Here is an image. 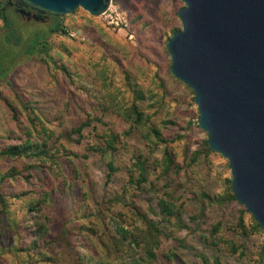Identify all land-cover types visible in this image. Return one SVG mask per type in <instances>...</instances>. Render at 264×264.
<instances>
[{"label": "rangeland", "instance_id": "1", "mask_svg": "<svg viewBox=\"0 0 264 264\" xmlns=\"http://www.w3.org/2000/svg\"><path fill=\"white\" fill-rule=\"evenodd\" d=\"M181 7L178 0H109L106 14L99 17L76 8L59 17L66 34L47 37L50 56L57 66L67 69L68 77L33 56L17 59L5 79L0 80V149L22 138L21 132L27 127L24 104L31 108V113L27 110L30 116L45 121L44 126L60 136L57 143L63 148L58 154L59 166L52 169L54 177L46 182L52 199L41 206V212L47 217L48 234L46 243L38 247L30 243V234L25 229L35 215L27 211V204L39 198L41 186L32 176L33 170L26 169L23 161L0 159V177L11 168L16 172L10 178L0 179V197L4 203V211L0 212V264H46L39 254L51 257L54 264H74L79 254L86 252L77 247L76 230L65 232L69 228L65 221L75 220L70 214L81 205L79 215L91 213L94 204L90 198H110L112 194H128L124 196V203L132 200L145 221L155 224L158 235L154 252L161 264H202L203 260L205 264H212L214 258L221 264H264L258 256L264 236L248 230V234L241 235L229 229L232 213L243 207L235 201L218 207L200 196L202 192L222 194L230 175L226 160L209 150L206 156L190 161L193 152L207 148L203 146L206 135L196 125L192 92L169 73L170 61L165 48L171 30H180L176 12ZM5 10L13 13L11 8ZM134 18L137 20L132 24ZM16 19L22 25L23 37L33 24L48 26L47 21H25L20 16ZM117 20L118 27H114L110 22ZM95 66L102 68L104 84L123 101L130 102L131 98L123 74L136 81L145 96L144 112L151 120H175L176 125L167 126L164 133L170 139L166 149L178 167L176 174L156 179L157 171H150L151 188L146 185L142 192L132 189L124 192L125 170L132 157L146 154L136 133L122 136L127 124L109 113L102 116V125L91 123L83 128L77 143L75 135L69 141L64 139L63 134L78 126L86 113L99 116L93 109H97L103 83L95 74ZM12 111L16 118L12 117ZM106 130L120 134V141L112 157L116 171L105 184L107 170L103 160L86 153L85 147L96 145V136ZM63 151L69 154L66 157L69 163ZM84 154L88 155L87 159L81 157ZM21 193L27 195L17 198ZM151 193L156 196L168 193L177 209L175 216L163 222L150 213L149 207L157 212ZM114 210L125 212L119 206ZM248 215L243 216L245 227L249 225ZM79 221L80 228L93 227L84 216ZM216 223L220 225L217 238L232 241L235 254L224 244L217 248L210 246V228ZM97 228L98 232L104 230L99 224Z\"/></svg>", "mask_w": 264, "mask_h": 264}, {"label": "trees", "instance_id": "2", "mask_svg": "<svg viewBox=\"0 0 264 264\" xmlns=\"http://www.w3.org/2000/svg\"><path fill=\"white\" fill-rule=\"evenodd\" d=\"M3 2L4 0H0V80L5 79L17 59L21 57L29 59L33 56L37 57L43 65L47 66L50 64L68 77L69 73L67 69L64 66H57L55 61H53L47 42L48 36L66 34L67 29L62 25L61 18L59 16L48 15L45 17L46 20H44L48 23L47 27L40 23L33 24L27 30L26 37H23L21 32L22 25L16 19L18 15L14 12L9 13L3 9ZM136 20L137 18H134L131 23L134 24ZM177 31L179 29L171 30L170 36ZM95 74L103 83V86L101 85L102 92L96 101L97 109H93V112H98L99 116H96L94 113L93 115L86 113L84 120L78 126L69 129L68 132L63 134L64 139L69 141L71 136L75 135L77 143L82 138L81 132L83 128L89 127L91 123L102 125V116L109 113L127 124V130L121 134L122 136H127L131 132L136 133L146 154H137L132 157V162L125 170L126 189L124 192L128 191V189L142 192L146 185H148V188H151L152 185L148 183L150 171H157L155 175L156 179L166 178L171 173L176 174L179 171L178 167L174 164L171 154L166 149V144L168 141L170 142V139L164 133L167 126L176 125L175 120H170L169 118H164L159 120V122L151 120L150 115L144 112L143 103L145 96L140 85L133 79H130L126 73L123 74V80L131 94L130 102L123 101L116 91L114 93L104 84L105 72L102 68L96 69L95 66ZM27 110L30 113L32 112L31 108L27 104H24L23 111L27 127L21 132L22 138L17 143H8L5 147L1 148L0 159L23 161L26 169L33 170L32 176L41 186L42 192H40L39 198L27 204V211L35 213V215L32 216L31 222L25 229L30 234V243L34 247H38V244L42 245L46 243L45 238L48 234L46 227L47 217L41 212V206L46 204L48 199H52L51 189H48L46 182L48 178L54 177L52 169L59 166L60 156L58 154L60 153V149L63 148L57 143L60 136H55L52 130L44 126L45 121H41L36 116H30ZM12 114V117L16 118L13 111ZM96 137L98 139L96 145H87L85 152L94 154L103 160L107 170L105 176L106 184L111 174L116 171V168L113 166L112 157L118 150L117 145L120 141V134H114L106 130L99 133ZM6 139H10V137ZM203 146H206L205 142ZM62 153L64 158L69 156V154H65V151ZM207 153L208 147L202 148L201 151H195L191 154L190 161L194 162L199 156H206ZM155 154L158 155L156 156ZM81 157L87 159L88 155L84 154ZM66 161L70 162L68 158H66ZM15 174V170L11 168L3 177L4 179L10 178ZM3 177L1 176L0 179L3 180ZM229 181L230 179L226 180V188L222 194L209 195L202 192L200 193L201 198L218 207L233 202L234 200L229 189ZM146 191L148 192L149 189ZM151 194L155 198L154 204L157 212H154L149 207L150 213L159 216L163 222H167L168 218L175 216L177 209L168 198V193H164L161 196ZM25 195L27 194L21 193L16 195V197L19 198ZM126 195L128 194H112L110 198L101 197L98 200L90 198V201L94 204L93 210L91 213L84 214L83 216L88 220V224L93 226L92 228L87 225L84 228H80L82 224L79 223V220L83 216L79 215V212L83 205L71 212V219L74 218L75 220L65 221V224L69 227L65 229V232L69 233L76 230L78 233H74V235L79 238L77 240V247L86 252V254L80 253L74 264H161L154 252L156 247L155 237L158 235V232L155 230V224L152 221H145L144 216L132 204V200L128 204H125L123 199ZM0 206L2 208L0 212H3L4 203L1 197ZM115 206L124 208L125 212L114 210ZM105 215H108L106 218L108 222H105ZM245 215L248 214L243 208L232 213V221L229 226L230 231H238L241 235H246L249 232L264 236L250 215H248L249 225L247 227L244 226L243 216ZM97 224L101 225V228L104 227V230L102 229L98 232ZM140 224L144 227H140ZM219 230V223L211 226L210 246L217 248L219 244H224L228 246L232 254H235L236 246L232 241H223L217 238L216 235ZM39 255L43 257L40 259L42 262L54 264L51 257L49 258L43 254ZM258 256L260 260H264V244L260 247ZM202 264H205L204 260ZM212 264L221 263L217 258H214Z\"/></svg>", "mask_w": 264, "mask_h": 264}, {"label": "water", "instance_id": "3", "mask_svg": "<svg viewBox=\"0 0 264 264\" xmlns=\"http://www.w3.org/2000/svg\"><path fill=\"white\" fill-rule=\"evenodd\" d=\"M25 21L79 8L101 16L109 0H20ZM180 30L165 43L170 75L193 95L197 127L227 162L229 189L264 234V0H178Z\"/></svg>", "mask_w": 264, "mask_h": 264}, {"label": "flooded vegetation", "instance_id": "4", "mask_svg": "<svg viewBox=\"0 0 264 264\" xmlns=\"http://www.w3.org/2000/svg\"><path fill=\"white\" fill-rule=\"evenodd\" d=\"M3 6H4L3 9H5V8H11L14 13L18 9H24L25 11L29 12L30 14L35 13L33 10H30L28 7L24 8L22 6V3H21L20 0H4ZM41 18H42L43 21L46 20L44 16H41Z\"/></svg>", "mask_w": 264, "mask_h": 264}, {"label": "built area", "instance_id": "5", "mask_svg": "<svg viewBox=\"0 0 264 264\" xmlns=\"http://www.w3.org/2000/svg\"><path fill=\"white\" fill-rule=\"evenodd\" d=\"M108 10V9H107ZM107 10L102 14V16H104L105 14H106V12H107ZM115 19H117V18H115ZM118 22H119V20H117V21H115V22H110V23H113V25H114V27H118Z\"/></svg>", "mask_w": 264, "mask_h": 264}]
</instances>
